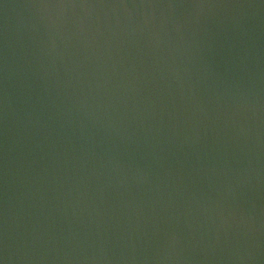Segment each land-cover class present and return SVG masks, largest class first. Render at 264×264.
<instances>
[{
	"label": "water",
	"instance_id": "1",
	"mask_svg": "<svg viewBox=\"0 0 264 264\" xmlns=\"http://www.w3.org/2000/svg\"><path fill=\"white\" fill-rule=\"evenodd\" d=\"M0 264H264V0H0Z\"/></svg>",
	"mask_w": 264,
	"mask_h": 264
}]
</instances>
